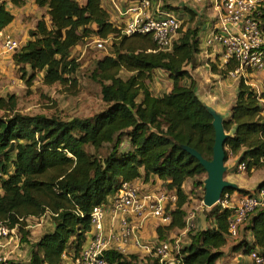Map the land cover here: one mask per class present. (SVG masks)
Instances as JSON below:
<instances>
[{"label": "trees", "instance_id": "16d2710c", "mask_svg": "<svg viewBox=\"0 0 264 264\" xmlns=\"http://www.w3.org/2000/svg\"><path fill=\"white\" fill-rule=\"evenodd\" d=\"M26 1L9 0L15 7H23ZM34 3L47 10L50 24L38 21L29 41L14 54L19 72L29 77L31 85L39 73H44L47 86L76 85L80 64L72 58V49L92 35L109 40L111 54L97 61L92 74L101 87L105 108L89 118L65 120L22 114L15 95L0 98L4 112L0 117V228L18 226L22 242L30 243L28 220L49 215L54 231L33 246L29 264H63L65 255L76 258L86 245L93 209L107 204L123 183L139 181L162 183L177 195L176 204L169 208L171 223L156 229L160 241L169 240L166 236L187 226L186 183L192 181L194 187L205 190L201 177L207 173L185 148L195 149L207 160L214 156V117L198 94L192 74L202 51L200 29L182 27L172 49L163 50L150 34L122 35L125 22L108 0ZM14 21L5 1L0 5V32ZM211 68L228 79L238 64L230 60ZM123 72L130 76L124 79ZM157 72L171 80V89L161 97L151 89ZM262 99L264 93L259 95L239 79L236 103L224 123L229 135L226 165L239 157L236 172L237 166L245 164L240 174L248 177L264 172ZM256 189H264V180ZM252 192L238 186L223 196ZM231 217L230 210L213 207L207 214L211 227L188 233L182 250L184 264H217L224 255L222 249L231 242ZM245 225V231L254 236L252 244H243L245 253L264 259V211L256 212ZM105 258L109 264H157L151 257L113 251Z\"/></svg>", "mask_w": 264, "mask_h": 264}, {"label": "built area", "instance_id": "2783aa9c", "mask_svg": "<svg viewBox=\"0 0 264 264\" xmlns=\"http://www.w3.org/2000/svg\"><path fill=\"white\" fill-rule=\"evenodd\" d=\"M118 18L125 22L122 35L150 34L163 50H171L174 39L182 29V22L174 11L164 8L153 0H108ZM216 17V25L205 40L208 47L221 46L226 63L235 60L238 69L230 78L244 79L264 72V0H209ZM109 40H94L98 50H107ZM20 42L11 30L0 32V74L4 65L20 50ZM1 79V76H0ZM257 91V90H256ZM259 95L263 92L257 91ZM264 106V99L261 100ZM245 172V164L238 167ZM177 202L174 191L165 189L162 183L143 185L139 181L125 182L107 203L97 206L91 213L92 231L82 252L74 264H109L107 252L125 256L132 254L142 258L151 257L157 264H184L182 250L188 233L196 228L194 215L187 219L181 237L160 241L146 237L145 230L151 222L160 226L171 223L169 208ZM230 210L229 241L236 242L241 228L258 211H264V189H256L246 196L226 193L217 204ZM157 237V236H156ZM186 241L183 245V239ZM151 238V239H150ZM22 245L18 226L0 228V264H23L14 259L7 249L10 245ZM66 255L65 258L66 259ZM257 264L264 259L257 253L252 255Z\"/></svg>", "mask_w": 264, "mask_h": 264}, {"label": "rangeland", "instance_id": "374dc122", "mask_svg": "<svg viewBox=\"0 0 264 264\" xmlns=\"http://www.w3.org/2000/svg\"><path fill=\"white\" fill-rule=\"evenodd\" d=\"M5 1L7 2L9 10L15 15V29L13 28L11 31L15 33L21 47L29 41L30 31L35 28L38 21L45 19L50 24L47 10L38 8L33 1L27 0L23 7H15L10 4L9 0H0V5ZM79 1L81 3L84 2V0ZM157 2L163 4L162 6L164 8L170 6L169 9L177 15L179 13L180 17L178 18L182 22V27L191 25L197 17V20H201V11H203L207 18L210 17V20H216L212 16V13H210L211 6H209L210 3L207 0H158ZM95 39H98V36L92 35L89 38H85L82 43L72 49V58L76 59L80 64V69L74 77L77 81L76 85L71 82L65 86L59 84L47 86L44 83V73H39L31 85L28 83L29 77H23V74L19 72L12 58L1 70L0 98L15 95L18 99L17 110L25 115L44 114L49 117L57 116L65 120H70L73 118H89L101 112L105 108L102 100L101 87L92 79V74L97 67V61L110 55L111 49L108 46L107 50H98L94 44ZM129 76L130 74L127 72L122 73L124 79H127ZM168 80V77L162 79L160 77V80L156 81L160 89L158 94L162 95L163 93L169 92L171 83ZM201 97L206 104L215 106L211 98L206 95H201ZM3 116L4 112L0 111V117ZM239 174V172H235L234 175ZM225 177L226 180H229L232 176L228 172ZM245 177L248 178L246 175ZM206 178L207 175L201 177L202 180H206ZM185 190L190 196L189 204L186 207L187 214L189 216L194 215V224L199 229V220L204 219L207 222V214L212 208L209 209L204 205V187H194L193 182L189 181L186 183ZM155 223L157 225L156 228H158L159 225L157 222ZM179 237H181L179 231H175L173 235L166 236L167 239ZM151 238L157 239L153 235ZM182 239L184 245L186 238L183 237ZM10 246L15 247L14 251L18 253L25 252V248L22 245L17 247L12 244ZM14 259L16 258L14 257ZM138 260L141 261L140 259Z\"/></svg>", "mask_w": 264, "mask_h": 264}, {"label": "crops", "instance_id": "0c3cea01", "mask_svg": "<svg viewBox=\"0 0 264 264\" xmlns=\"http://www.w3.org/2000/svg\"><path fill=\"white\" fill-rule=\"evenodd\" d=\"M34 2V0H31ZM130 2L132 0H129ZM158 0H156L157 2ZM209 3V0H207ZM158 4V2H157ZM210 6V4H209ZM212 13V16L214 19H216L213 10L210 11ZM179 15V13H178ZM211 15V14H210ZM201 20L195 19V21L190 25L192 27H197L200 29V37H201V54L199 55L197 59V66L192 71L193 78L197 81V87H198V94L200 95H206L207 97L211 98L214 101L215 106H211L215 108V110L223 115L224 119H230L231 117V108L234 106L237 100L238 96V86H239V80L228 78V79H222V77L215 74L212 70V64L220 63L225 64V51L224 49L219 45H214L212 47H208L205 44V40L209 38L211 33L213 32L216 20H210L207 16L203 13V11L200 12ZM192 19V17H190ZM15 29V21L13 24H11L6 30ZM167 77L162 72H157L155 76V83H153V86L151 84V89L153 92H156L155 94L157 96H163L161 94H158L160 89L158 87V83L156 84V81ZM169 83H171V80H168ZM189 81H187L188 83ZM156 84V85H154ZM248 85L252 86L255 90L263 92L264 93V72L263 73H257L252 75L248 80ZM155 86V87H154ZM171 88H169L170 90ZM202 99V97H201ZM203 102H205L202 99ZM208 105V104H207ZM210 106V105H209ZM239 157H234L229 160L227 163V166L229 168V172L231 174V179L228 181L237 184L240 188L246 189V190H254L258 187V185L264 180V173L259 172L253 175L252 177L246 178L245 175L239 174L234 175L236 172V163L238 161ZM239 173H241L238 170ZM253 184V185H252ZM254 187V188H253ZM253 188V189H252ZM28 230L31 233L30 237V243H22L23 248H25V252L18 253L17 251H14L15 247L9 246L7 251L12 253V256L15 257L18 261H22L23 264H29L30 258H31V250L33 246H35L41 237L46 233H52L54 231V224L52 222V219L49 215H46L42 218H31L28 220ZM211 227L210 223L205 221L204 219H200L198 223L199 230H204ZM157 225L155 222H151L149 226H147L145 230L146 237H152L157 236L156 228ZM247 225H245L241 231L240 236L236 242H229L223 249L222 252L224 253L223 257L217 262V264H254L253 258L250 255H247L245 253V246L243 244L249 243L252 244L254 241V236L251 232L245 231ZM158 238V236H157ZM186 245V243H185ZM243 248V249H241ZM66 259H64L63 264H74V257L70 255H66ZM18 257H20L18 259ZM25 261V262H24Z\"/></svg>", "mask_w": 264, "mask_h": 264}, {"label": "water", "instance_id": "95a60500", "mask_svg": "<svg viewBox=\"0 0 264 264\" xmlns=\"http://www.w3.org/2000/svg\"><path fill=\"white\" fill-rule=\"evenodd\" d=\"M207 107L214 117L213 126L216 134L213 159H205L195 149H185L193 158L199 161L200 165L207 173V179L205 180L204 205L211 209L218 204L226 190H237L238 186L226 180L225 177L228 173L225 145L229 137L224 128L225 119L223 115L215 110V108L209 105H207Z\"/></svg>", "mask_w": 264, "mask_h": 264}]
</instances>
